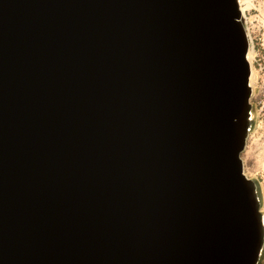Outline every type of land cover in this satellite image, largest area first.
Segmentation results:
<instances>
[{
  "label": "water",
  "instance_id": "water-1",
  "mask_svg": "<svg viewBox=\"0 0 264 264\" xmlns=\"http://www.w3.org/2000/svg\"><path fill=\"white\" fill-rule=\"evenodd\" d=\"M238 0H0V264H258Z\"/></svg>",
  "mask_w": 264,
  "mask_h": 264
},
{
  "label": "rangeland",
  "instance_id": "rangeland-1",
  "mask_svg": "<svg viewBox=\"0 0 264 264\" xmlns=\"http://www.w3.org/2000/svg\"><path fill=\"white\" fill-rule=\"evenodd\" d=\"M238 1L249 39L252 87V125L241 158L245 175L257 185L260 210L264 217V0ZM260 259V264H264V247Z\"/></svg>",
  "mask_w": 264,
  "mask_h": 264
},
{
  "label": "bare ground",
  "instance_id": "bare-ground-1",
  "mask_svg": "<svg viewBox=\"0 0 264 264\" xmlns=\"http://www.w3.org/2000/svg\"><path fill=\"white\" fill-rule=\"evenodd\" d=\"M241 9V13H242V8H240ZM242 17H243V14H242Z\"/></svg>",
  "mask_w": 264,
  "mask_h": 264
},
{
  "label": "trees",
  "instance_id": "trees-1",
  "mask_svg": "<svg viewBox=\"0 0 264 264\" xmlns=\"http://www.w3.org/2000/svg\"><path fill=\"white\" fill-rule=\"evenodd\" d=\"M262 257H263V255H262ZM262 257H261V258H262ZM262 259H263V258H262ZM260 262H261V259H260ZM260 262H259V264H260Z\"/></svg>",
  "mask_w": 264,
  "mask_h": 264
}]
</instances>
